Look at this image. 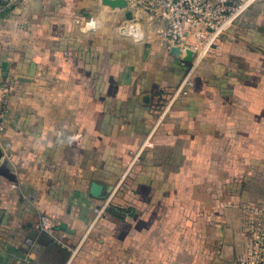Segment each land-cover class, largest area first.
Instances as JSON below:
<instances>
[{
    "label": "crops",
    "instance_id": "crops-1",
    "mask_svg": "<svg viewBox=\"0 0 264 264\" xmlns=\"http://www.w3.org/2000/svg\"><path fill=\"white\" fill-rule=\"evenodd\" d=\"M163 28L102 0H0V78L12 88L0 264H236L247 254L264 223V0L156 125L163 93L189 67ZM44 215L57 241L39 229Z\"/></svg>",
    "mask_w": 264,
    "mask_h": 264
},
{
    "label": "built area",
    "instance_id": "built-area-1",
    "mask_svg": "<svg viewBox=\"0 0 264 264\" xmlns=\"http://www.w3.org/2000/svg\"><path fill=\"white\" fill-rule=\"evenodd\" d=\"M256 1L126 0L127 8L133 11L134 14L144 13L150 18L163 23L164 28L160 34L167 50L178 48L180 57H183L187 51L193 53L192 62L188 63L187 73L181 82L174 89L163 93L162 103L156 110V125L165 119L176 102L190 93L194 86L193 71L197 63L214 50L221 37ZM137 25L136 23L128 25L129 34L135 39L141 40L143 34ZM11 92V85L0 78V139L5 130ZM3 147L6 151V157L10 159V144L4 142ZM151 147H153V143L151 137H149L145 140L133 161L123 169L122 177L127 176L133 165L138 162L140 153L145 148ZM111 202L110 199H107L95 208L93 224L107 214ZM54 228L55 226L49 217L45 215L41 217L39 229L45 235L57 241ZM70 251L74 253L76 250L70 249ZM236 264H264V223L262 221H259L256 227L252 229L249 251Z\"/></svg>",
    "mask_w": 264,
    "mask_h": 264
},
{
    "label": "water",
    "instance_id": "water-1",
    "mask_svg": "<svg viewBox=\"0 0 264 264\" xmlns=\"http://www.w3.org/2000/svg\"><path fill=\"white\" fill-rule=\"evenodd\" d=\"M102 3L105 5V6H109L111 8H126L127 7V3H126V0H102ZM89 26H91V24L89 23L88 24ZM178 56H180V52H179V49L178 48H173L172 49ZM183 60L186 62V63H191L192 62V59H193V53L191 51H187L185 53V55L182 57ZM100 190H101V185H97L95 183H93L91 185V194L94 196V197H97V198H100L101 197V193H100Z\"/></svg>",
    "mask_w": 264,
    "mask_h": 264
}]
</instances>
